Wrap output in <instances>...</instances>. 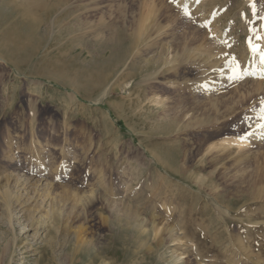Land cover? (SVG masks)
Wrapping results in <instances>:
<instances>
[{
  "label": "rangeland",
  "instance_id": "1",
  "mask_svg": "<svg viewBox=\"0 0 264 264\" xmlns=\"http://www.w3.org/2000/svg\"><path fill=\"white\" fill-rule=\"evenodd\" d=\"M46 1L0 0V264H264V0Z\"/></svg>",
  "mask_w": 264,
  "mask_h": 264
},
{
  "label": "bare ground",
  "instance_id": "2",
  "mask_svg": "<svg viewBox=\"0 0 264 264\" xmlns=\"http://www.w3.org/2000/svg\"><path fill=\"white\" fill-rule=\"evenodd\" d=\"M45 1V0H44ZM56 1V0H55ZM54 0L52 1V0H47L46 2H47V4L45 3V5H43V6H45L44 7V10L45 11H43V13H46V15H49L50 13H56L57 11H55L56 9H58L59 7H58V5H60L59 3L61 2V4H63V3H65L67 0H58V2H55ZM189 2V1H188ZM44 4V3H43ZM191 4V3H190ZM65 5V4H64ZM187 5V4H186ZM42 6V7H43ZM40 7V6H39ZM190 10V9H189ZM51 15H53V14H51ZM60 15H62V14H60ZM21 16V20L19 19L18 20V23L14 26V30L12 31L13 32V36H14V38H13V43L12 42H10V44L12 45V47H14V49L15 50H19V48H18V46H17V42H21L22 40H23V43H24V47L26 48L27 47V44H28V40L29 39H31V36L34 34V30H35V28H36V25H37V22L38 21H31V22H27V20L22 16V15H20ZM44 16V15H43ZM50 18V17H49ZM56 18H58V17H56ZM60 18V17H59ZM58 18V19H59ZM40 22V21H39ZM39 22H38V24H39ZM25 26H28L29 27V30H30V33H29V35H30V38L28 39V36H25V34H23V31H22V28L23 27H25ZM69 32V31H68ZM58 33V32H57ZM66 33V32H65ZM69 34V33H68ZM15 35L17 36V37H15ZM20 37H22V38H20ZM78 37V36H77ZM80 37H82V36H80ZM113 38V37H112ZM118 38V37H117ZM116 38V39H117ZM80 39V38H79ZM130 39H131V41L132 40H135V39H137V34L136 35H133V36H131L130 37ZM111 40V39H110ZM97 41V40H96ZM117 42H120V39H119V41L118 40H116ZM105 43H101L102 45L100 46V48H99V50L97 51V54H96V59L97 58H100V59H98V61L99 60H103L104 62H106V63H111V61L112 60H114V59H116L119 55H122L123 54V52L125 51H123L122 52V54L120 53V51H116L115 49H114V51L113 50H111L112 49V47L110 48V43H108V41L106 42V41H104ZM108 43V44H107ZM117 44V43H116ZM121 44V43H120ZM99 45V44H98ZM119 45V44H118ZM93 46H94V44H93ZM130 47H131V45H129ZM128 46V47H129ZM134 46V45H133ZM132 46V47H133ZM99 47V46H98ZM121 47V46H120ZM114 48V47H113ZM124 48V47H123ZM135 48V47H134ZM92 49H94V48H92ZM120 50V49H119ZM121 50H123V49H121ZM130 50H131V48H130ZM92 51V50H91ZM126 51H127V49H126ZM129 51V50H128ZM130 52H132V50L130 51ZM129 52V53H130ZM95 53H96V51H95ZM108 54L107 55V57H104V55L105 54ZM127 53V52H126ZM89 54H92L91 52H89ZM125 54V53H124ZM128 54V53H127ZM131 54V53H130ZM125 56V55H124ZM127 56H129V55H127ZM126 57V56H125ZM119 58V57H118ZM124 58V57H123ZM68 59V58H67ZM117 60V59H116ZM120 60V62L121 61H125L126 59H119ZM118 62V61H117ZM113 64V63H112ZM101 68V67H100ZM114 71V70H113ZM113 71H112V73H113ZM263 71H264V68H263ZM262 72V71H261ZM260 72V73H261ZM249 73V72H248ZM109 74V73H108ZM244 74H247V72H245L244 71ZM264 74V73H263ZM84 75V74H83ZM109 77V76H108ZM108 77H107V80H108ZM90 79V78H89ZM89 79H87L86 78V81H89V82H91V80H89ZM103 80V78L101 79V81ZM100 81L99 82H97L96 84H94V87L95 88H97V87H100ZM224 144H227V145H231V143L230 142H228V141H224L223 142ZM232 146V145H231ZM248 146H250V142H248V141H242V142H237L236 143V149H241V148H244V147H248ZM8 182V180H6V182H5V186H3L2 188L3 189H1V193H3L4 194V196L6 197V198H8V196H9V191H8V188L6 187V183ZM3 190V191H2ZM93 196V195H92ZM92 196H89V199H88V204H90V203H92L93 202V200H94V197H92ZM52 205V204H51ZM53 207V206H52ZM55 207V206H54ZM54 210L53 209H50L49 210V212L51 213V212H53ZM133 214H134V212H133ZM132 214L130 213L129 214V216H126V215H122L121 216V218L122 219H124L125 221H127V222H131L132 221ZM155 227V226H154ZM154 229V228H153ZM156 229H154V236L156 237L157 236V234H158V232L159 231H157ZM245 250V249H244ZM3 256H4V254H3ZM1 259V258H0ZM3 259H4V257H3ZM1 262H2V260H1ZM0 262V263H1Z\"/></svg>",
  "mask_w": 264,
  "mask_h": 264
}]
</instances>
